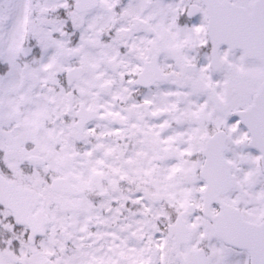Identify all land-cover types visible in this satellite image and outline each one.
Here are the masks:
<instances>
[{
    "label": "flooded vegetation",
    "instance_id": "flooded-vegetation-1",
    "mask_svg": "<svg viewBox=\"0 0 264 264\" xmlns=\"http://www.w3.org/2000/svg\"><path fill=\"white\" fill-rule=\"evenodd\" d=\"M256 1L247 6L244 0H193L182 5L177 23L186 26L185 23L204 22L206 30L218 3L250 12ZM68 2V8L60 15V21L66 24L58 32L59 37L54 38L64 41L55 48L60 57L61 50L75 53L71 61L62 58L59 64L43 61L39 48L32 47L29 41L26 46L18 42L19 32L13 34V26L11 35L8 33L10 45L14 49L19 46L27 55L19 56L20 52L14 50L18 56L12 63H0V76L6 70L18 71L0 84V91L5 92L0 95V144L4 145L0 147V175L7 183L28 190L31 197L39 192L40 216L49 209L58 210L74 203L109 214L111 208L104 207L103 199L114 195L132 197V183L145 182L141 195L146 203L162 207L168 217L165 232L170 237V226L182 220L187 224L189 203L184 209L176 208V200L185 189L172 193L167 201L160 197L155 188L170 195L162 186V175L179 186L188 180L200 181L202 150L217 132H222L224 138L225 163L233 181L240 166L251 169L247 164L249 156L241 159L236 169L227 156L231 145L237 150H251L249 132L242 125L239 113L251 104L256 91L250 95L233 90L227 102H218L225 114L223 117L215 114L213 120L208 118L203 136L202 130H195L202 121L187 119L182 114V107L188 103L186 94L178 90L171 101L168 90V85L177 89L190 86L199 64L188 62L195 68H187L184 61L175 57L167 36L149 39L141 32L153 30L156 20L163 23L167 11L155 7L159 0H95L96 6L84 12L74 9L77 0ZM102 7L111 12L90 20ZM123 21L127 22L124 28L120 25ZM92 24L100 29L91 28ZM163 27L162 24L161 30ZM205 39L198 52L206 55L211 68L207 35ZM222 64L218 72L224 70ZM218 72H212L211 77ZM149 82L151 85H147ZM210 123L221 125L213 128ZM235 126L237 131L233 132ZM251 163L256 166L255 160ZM187 167L193 171L187 172ZM53 181L59 183L61 192L50 190ZM148 183L150 186H146ZM249 186L255 187L247 181L244 190ZM43 190L51 198L50 205L41 194ZM155 195L159 198H154ZM6 200L12 202L13 198L9 194ZM223 202L228 203L224 198ZM32 208L33 201L29 210ZM0 209L11 213L5 205H0ZM132 209L140 208L132 206ZM219 210V206L211 207L205 216L197 207L193 213L203 217L215 233L212 218ZM141 214L149 223L147 214ZM205 243L196 248H192V243L176 247L174 251L181 254L175 259L176 264H208L210 244L220 247L224 261L233 253L243 255L249 264L246 251L234 250L217 238ZM190 251H203V260H188L185 256Z\"/></svg>",
    "mask_w": 264,
    "mask_h": 264
},
{
    "label": "rangeland",
    "instance_id": "rangeland-1",
    "mask_svg": "<svg viewBox=\"0 0 264 264\" xmlns=\"http://www.w3.org/2000/svg\"><path fill=\"white\" fill-rule=\"evenodd\" d=\"M68 1L0 0V63L4 61L12 63L18 56V51L20 52L19 56L27 55V51L22 53L19 46L14 49L10 45L8 33L11 35L12 26L13 34L19 32L18 42L20 41L26 46L29 41L32 47L39 48L43 61L52 64L61 63L62 60L55 52V48L64 41L54 37H59L58 32L66 24L64 20L60 21V15L68 8ZM190 1L193 0H159L158 3H155V7L157 6L156 8L159 9L163 7L167 11L163 14L165 16L162 23L164 33H161L162 24L158 20L153 23V30L143 29L141 32L149 39L150 37L155 39L158 36L165 39L167 36L175 57L184 62L198 61L199 70L191 77L190 86L177 89L168 85V90L171 101L178 90L186 94L188 103L182 107L184 112L182 114L187 119L193 117L196 120H201L202 123L199 124V127L196 126L195 130H202L204 136V131L208 127L206 126L208 123L205 124L207 119H215V114H221L220 117L225 114L221 111L219 103L227 102L233 90H237L239 94L245 92L253 94L264 80V71L259 64L242 59L241 54H230L227 50H222L220 59L225 63L224 70L211 77V73L208 72L210 68L206 55L200 56L197 50L205 41L204 22L185 23L186 26L177 23L176 16L181 13L182 5ZM253 1L244 0V3L248 6ZM105 8L102 7L101 10L93 13L95 17L90 20H95L97 16L111 12H107ZM120 25L124 28L127 26V22L123 21ZM94 26L96 30L100 29L93 24L91 28ZM39 39H41L40 42ZM14 50L17 52L13 53ZM17 73V70H6L0 76V84L1 81L11 78ZM4 93V91H0L1 96ZM211 125L213 128H218L221 124ZM236 131L237 127L233 132ZM0 147L4 148V145L0 144ZM246 156L256 161L259 158L254 151L237 150L232 145L227 157L232 159V168L236 169L237 163ZM186 170L187 172L193 171L189 170V167ZM243 170L247 172H243ZM238 171L239 173L233 181L234 189L224 199L234 206L241 204L244 217L258 222L264 216V182L260 169L240 166ZM191 181L188 180V183ZM194 181L193 187L180 193L183 196L176 200L177 209H184L187 203H191L195 208L199 207L203 184L201 181ZM247 181L255 184L254 191L244 190ZM144 183H132L134 187L132 197L114 195L103 199L104 207L111 208L109 214L90 210L86 206H79L76 203L62 206L58 210L49 209L46 214L47 225L43 228V234L31 240L29 239V230L16 224L11 214L0 209V264H46L47 260L53 264H176L173 243L164 228L168 217L159 205L146 203L141 195ZM150 184L148 183L146 186H150ZM168 185L169 181L163 174L162 186L164 190H167ZM155 190L163 196L165 201L172 195L166 194L162 189L155 188ZM38 193H33L31 214L35 216L39 215L42 203V198ZM41 194L50 205L51 198L47 192L43 190ZM166 204L169 207L172 205L168 202ZM132 206H137L140 209L135 211ZM142 212L147 214L149 223L142 216ZM187 222L193 235L192 248H196L197 245L205 243V241L210 244L216 239L212 233L211 225L200 216L194 214L187 218ZM208 250L210 251L208 264H248L247 258L243 255L233 253H230L227 260L224 261L218 245L210 244Z\"/></svg>",
    "mask_w": 264,
    "mask_h": 264
},
{
    "label": "water",
    "instance_id": "water-1",
    "mask_svg": "<svg viewBox=\"0 0 264 264\" xmlns=\"http://www.w3.org/2000/svg\"><path fill=\"white\" fill-rule=\"evenodd\" d=\"M83 1H86L84 3ZM95 0H78L75 8L77 11L90 9L96 5ZM94 5H91L93 4ZM229 8L232 11L224 19L219 20L215 15V10L208 21V36L213 46L212 58L215 59V53L221 44L229 47L230 50L240 49L248 59L257 60L264 67V0H258L253 5V12L246 15L244 10L225 5H216V9ZM75 53L62 51V56L67 60H72ZM243 124L248 128L251 141L250 145L256 148L261 155V169L264 175V83L259 92L254 97V103L242 113ZM216 138L210 139L206 149L203 152L205 163L201 169V178L206 183L204 192L205 207L208 208L212 203H218L220 194L227 193L231 188L229 174L223 161V143L217 144ZM53 182L51 189L54 190ZM8 188L14 198L13 202L7 203L12 210L15 220L29 227L31 236H39L42 233V226L46 224L45 220L38 222L37 219L29 215L28 201L23 199L24 192L16 189L13 185H5L0 177V203L6 200L4 188ZM230 211L235 221L230 226L228 233L219 234L223 241L236 249H246L250 253L251 264H264V221L260 225H252L241 220L239 214L231 207L222 209ZM218 222L216 221V224ZM172 231L181 232V237L185 243H188L190 233L181 223L171 227ZM175 233V232H174ZM176 239V245H178ZM50 264L49 262H47Z\"/></svg>",
    "mask_w": 264,
    "mask_h": 264
},
{
    "label": "bare ground",
    "instance_id": "bare-ground-1",
    "mask_svg": "<svg viewBox=\"0 0 264 264\" xmlns=\"http://www.w3.org/2000/svg\"><path fill=\"white\" fill-rule=\"evenodd\" d=\"M193 184L190 183V184H187V185H182V186H179V185H175L173 182H170L169 181V185H168V188H167V191L172 194L174 192H182L184 189H189L190 187H192Z\"/></svg>",
    "mask_w": 264,
    "mask_h": 264
}]
</instances>
